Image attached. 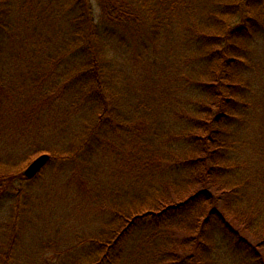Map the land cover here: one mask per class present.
<instances>
[{
	"label": "trees",
	"instance_id": "trees-1",
	"mask_svg": "<svg viewBox=\"0 0 264 264\" xmlns=\"http://www.w3.org/2000/svg\"><path fill=\"white\" fill-rule=\"evenodd\" d=\"M259 35L264 0H0L1 237L36 181L27 155L48 153L72 176L90 163L76 192L108 227L82 264L150 248L142 264H264L260 106L243 77Z\"/></svg>",
	"mask_w": 264,
	"mask_h": 264
},
{
	"label": "rangeland",
	"instance_id": "rangeland-1",
	"mask_svg": "<svg viewBox=\"0 0 264 264\" xmlns=\"http://www.w3.org/2000/svg\"><path fill=\"white\" fill-rule=\"evenodd\" d=\"M248 46L251 51L250 66L252 67L243 77L247 78L250 83L252 95L253 92L257 94V103L260 109L255 111L254 119L260 120V124L254 122L247 129H252L253 132L250 134L252 139L258 134H261L263 139L260 141V145L263 147L255 143L256 146L253 149L261 147L264 150V135L262 134L264 131V38L261 35L256 36ZM256 125L258 128L255 127ZM255 140H258V136ZM41 154L44 153L35 154L32 152L27 155V163L23 171ZM94 158L103 168H110V165L105 163L102 165V157ZM51 162H53L52 156L48 165ZM89 165L90 163L80 166L74 176L68 174L72 165H68V167L67 164L66 166L44 167L37 176L28 179L36 181L22 182L18 185H23L25 188L28 193V201L25 200L26 207L19 221L15 222L11 218L8 220L10 232L3 237H1V229L6 228L1 223L7 224V221L0 219V264H5L3 254H7L9 251L11 257L7 264L85 263L86 258L82 259V257L86 256L85 253L89 250L91 241L101 238L102 233L108 227V225H104L105 223L100 217L92 216L89 206L93 201V196L87 197L88 193L77 194L76 192L77 185L75 183L78 182L79 175L83 174V167L86 170ZM111 170L115 171L116 167L114 166ZM63 172L66 174H62ZM50 180L56 185L52 182L50 184ZM9 209L10 207L7 206L4 210L6 212ZM11 212L12 210H10V215ZM0 216L2 218L3 215ZM140 238L143 237L138 236L131 241V246H136L142 241ZM84 248L86 249L84 250ZM127 252L122 260L116 264H142L148 260L150 254L156 253L155 249L152 248L144 251L129 250ZM45 257L47 260H44Z\"/></svg>",
	"mask_w": 264,
	"mask_h": 264
},
{
	"label": "water",
	"instance_id": "water-1",
	"mask_svg": "<svg viewBox=\"0 0 264 264\" xmlns=\"http://www.w3.org/2000/svg\"><path fill=\"white\" fill-rule=\"evenodd\" d=\"M51 161V155L48 153L41 154L34 159L25 169L24 175L27 179H32L42 171V169Z\"/></svg>",
	"mask_w": 264,
	"mask_h": 264
}]
</instances>
